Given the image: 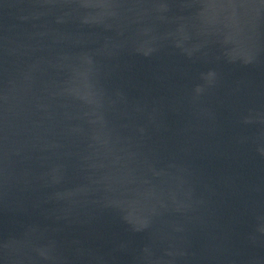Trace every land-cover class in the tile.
Segmentation results:
<instances>
[{
  "label": "water",
  "instance_id": "water-1",
  "mask_svg": "<svg viewBox=\"0 0 264 264\" xmlns=\"http://www.w3.org/2000/svg\"><path fill=\"white\" fill-rule=\"evenodd\" d=\"M0 264H264V0H0Z\"/></svg>",
  "mask_w": 264,
  "mask_h": 264
}]
</instances>
